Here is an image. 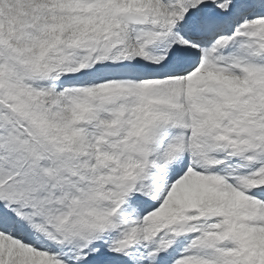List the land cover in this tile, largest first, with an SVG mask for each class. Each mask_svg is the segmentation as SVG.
Instances as JSON below:
<instances>
[{"label": "snow or ice", "instance_id": "6c2138e0", "mask_svg": "<svg viewBox=\"0 0 264 264\" xmlns=\"http://www.w3.org/2000/svg\"><path fill=\"white\" fill-rule=\"evenodd\" d=\"M0 264H264V0H0Z\"/></svg>", "mask_w": 264, "mask_h": 264}]
</instances>
